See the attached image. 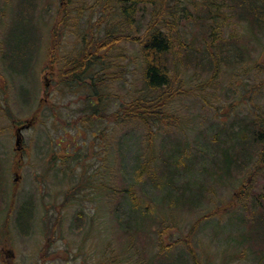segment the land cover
Masks as SVG:
<instances>
[{
	"label": "rangeland",
	"instance_id": "rangeland-1",
	"mask_svg": "<svg viewBox=\"0 0 264 264\" xmlns=\"http://www.w3.org/2000/svg\"><path fill=\"white\" fill-rule=\"evenodd\" d=\"M18 1L0 0L1 10L7 3L0 15V264H264V167L256 168L261 151L252 149L247 166L239 167L237 159L229 167L239 155L230 139L235 124L258 120L261 130L264 120V88L256 87L264 82V31L233 12L231 0L215 14L189 0H166L162 9V0H143L133 26L120 20L113 1L66 0L69 24L62 21L63 0L39 1L43 11L26 20L15 12ZM163 13L188 61L176 69L181 94L168 108L173 123L150 135L138 122L81 126L90 92L57 84L63 56L73 58L85 37L103 35L108 26L140 35ZM56 22L62 43L53 53L60 62L52 64ZM219 41L228 52L215 73L210 58ZM120 46L124 56L115 70L121 80L107 81L99 111L106 116L142 88L140 46ZM29 121L17 151V127ZM147 164L139 177L137 166ZM242 184L247 193L239 200ZM130 188L150 208L147 216L135 212L144 216L146 232L135 233L124 222ZM20 211L29 217L23 231L16 220ZM190 233L193 251L186 242Z\"/></svg>",
	"mask_w": 264,
	"mask_h": 264
},
{
	"label": "trees",
	"instance_id": "trees-1",
	"mask_svg": "<svg viewBox=\"0 0 264 264\" xmlns=\"http://www.w3.org/2000/svg\"><path fill=\"white\" fill-rule=\"evenodd\" d=\"M39 1L41 0H19L18 3L15 4V12L19 13L21 20H26L29 16H32L33 18L34 15L43 11H41V8L43 9L44 5L40 6ZM108 1H113L115 3L114 11L116 12V15H119L120 20L124 24H129L131 26L136 24L135 17L139 12L141 13L139 6L142 5L143 0ZM165 1L166 0L161 1L160 9L165 5ZM183 1L184 0H175V2ZM188 2L195 4L197 7L204 5V8L212 14L219 13L222 7L226 9L227 5L225 0H189ZM66 4H68L67 1L61 7V11L64 13L62 21L69 24L72 12L71 7L65 6ZM230 4L231 10L248 22L251 28H258L260 31H264V0H231ZM217 5L221 6L219 8L216 7L217 9L212 8V6ZM107 7H109V2L105 3L104 9H107ZM6 9L7 3H4L2 10L0 8V15L2 17L3 11L5 12ZM76 11L78 12L75 16L80 17L83 9L79 8L76 9ZM164 14L165 13L154 16L153 20L146 25V29L137 36L125 34L122 31L120 32L119 30H116L118 28L114 29L113 27L108 26L103 35L96 31V33L91 35L90 38L85 37V45L82 46L74 56H72L73 58L63 56L62 65L59 69L61 73L58 76L57 84L61 86L82 85L86 87L88 92H90L86 101V111L88 113L82 112V116L79 118L81 126L91 128L100 120H108L115 124L138 122L145 128L147 134L150 135V132L153 131L155 127L161 124L167 125L173 123L175 117L169 112L168 108L171 102L181 94L179 88L175 86V78L177 74L176 69L179 68L180 65H186L188 61L187 54H183L181 51L180 47L184 46V43L180 39L176 27L173 23L167 20V18L163 17ZM219 29L220 27L214 30L212 35H215ZM52 31L54 42L50 47L49 54L52 64H57L60 62L59 58L57 57V54L53 53L55 52L54 49L58 48L62 43V40L60 43L61 37L59 34V23L56 22ZM11 36L12 33L8 34L6 40L10 50L9 38H11ZM123 42L138 44L141 48L143 56L141 76L142 88L137 91L133 90V94L137 93V95H134L129 102L122 105L117 111L106 116L105 109L102 114H100L99 111L100 109L105 108L104 103L106 102L107 95L105 92V86L107 81H110V83L113 84L121 80V77L116 75L117 71L115 69H117L118 66L117 58L124 56L121 52L120 46ZM35 45L36 43H31L30 47L34 49ZM226 46V42L219 41V51L217 52L214 47L213 52L215 53L211 54V67L215 70V73H217L220 68V61L223 60L226 62L227 60V56L224 55V52H228ZM10 53L13 60L14 58L18 59L17 55L12 53V50ZM236 57L242 59V54L236 51ZM238 59L235 60V63H241V60ZM109 68L113 70L110 77L105 74V71ZM256 87L258 89L264 88V82L259 83ZM256 87L255 90H258ZM76 122L77 121L75 120L74 123ZM256 123L258 124V120H252L246 124L240 121L235 124L234 127L237 128L231 131L230 139L232 141L236 140L235 145L239 148V150H237L239 155L238 158L231 161L229 167H233L234 162L237 159L238 161H236V163L238 162L239 167L242 168L243 166H247L248 162L251 161V158L248 157V155H250L252 149L255 148L256 151H261L259 155L260 159L256 168L259 170L264 167V120L260 126L261 130H257ZM72 125L75 126L74 124ZM94 132L96 131H93V135L96 133L98 134V130L96 133ZM224 151L226 152V150ZM241 156L247 158L241 160ZM68 159L70 158L64 159V163H66ZM147 167L148 164L143 165V167L137 166V170H139L136 171V173L138 172L139 177H141L142 169H146ZM240 190L241 194H239V200H242L247 193L245 191V184H242ZM125 193H127L130 198L131 210L129 211V220L124 222H126L127 227L134 228L135 233L138 231L146 232L147 227L145 228L143 218L144 216H147V211L150 210V208L142 206L141 203L137 201L134 189H125ZM136 211L144 215L143 218L140 215H137L135 213ZM28 219L29 217L24 211L18 213L16 220L17 224L22 228V231L25 229ZM118 219L119 224L123 223L120 217ZM204 219L205 218L203 217L199 218L196 224H200ZM133 222H141V227L139 228L138 226L133 225ZM261 223H263V226L260 228H262L261 231L263 232L264 222ZM257 224L258 222L254 223V230L256 229ZM191 235L192 233L187 236L186 242L188 247L193 251ZM161 239H163V236ZM50 244V242L46 244L43 252L48 249ZM166 246L167 245H163V247ZM168 247H166V249Z\"/></svg>",
	"mask_w": 264,
	"mask_h": 264
},
{
	"label": "water",
	"instance_id": "water-1",
	"mask_svg": "<svg viewBox=\"0 0 264 264\" xmlns=\"http://www.w3.org/2000/svg\"><path fill=\"white\" fill-rule=\"evenodd\" d=\"M31 124H32V121L28 122V124H26L25 126H21V127L17 128V130H16V150L20 151V150L23 149L24 136H23V132L22 131L26 127H29ZM16 180H18V178H16Z\"/></svg>",
	"mask_w": 264,
	"mask_h": 264
},
{
	"label": "flooded vegetation",
	"instance_id": "flooded-vegetation-1",
	"mask_svg": "<svg viewBox=\"0 0 264 264\" xmlns=\"http://www.w3.org/2000/svg\"><path fill=\"white\" fill-rule=\"evenodd\" d=\"M65 3H66V1H65V0H63V1H62V4H65Z\"/></svg>",
	"mask_w": 264,
	"mask_h": 264
}]
</instances>
